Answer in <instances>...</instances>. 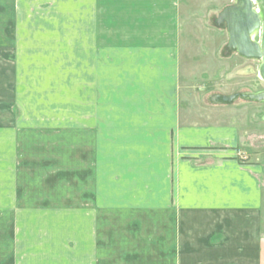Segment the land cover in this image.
<instances>
[{
	"label": "crops",
	"instance_id": "1",
	"mask_svg": "<svg viewBox=\"0 0 264 264\" xmlns=\"http://www.w3.org/2000/svg\"><path fill=\"white\" fill-rule=\"evenodd\" d=\"M178 2L0 0V57L53 59L51 68L64 64L68 73L70 59L77 58L72 72L83 74L65 86L62 76L45 80L44 91L68 90V98L57 94L55 102L46 101L53 108L41 117L47 124L35 125L42 131L31 130L38 117H16L21 129L14 134L13 159L0 164L13 173L10 189L0 179L5 184L0 264L97 262L94 238L78 236L95 227L74 222L81 227L72 232L76 241L70 220L100 217L102 199L71 193L69 166L81 163L82 153L100 154L101 137L82 130L71 137L69 122L79 121L70 107L95 105L79 88L96 94L95 59L108 56L113 57V264H264L261 167L243 163L235 126L177 124ZM150 122L158 130H150ZM50 165L54 176H43L39 170ZM79 184L98 186L101 178L83 176ZM46 186L52 187L48 193ZM70 242L81 251L78 257L71 256Z\"/></svg>",
	"mask_w": 264,
	"mask_h": 264
},
{
	"label": "rangeland",
	"instance_id": "2",
	"mask_svg": "<svg viewBox=\"0 0 264 264\" xmlns=\"http://www.w3.org/2000/svg\"><path fill=\"white\" fill-rule=\"evenodd\" d=\"M234 1L179 0L178 2L180 98L176 100L179 116L177 124L181 128L225 124L235 126L242 140V150L239 151H242L240 156L245 158L243 163H254L261 167L259 179L264 234V103L249 102L240 98L229 105L212 101L215 95L264 91V81L259 76L260 61L246 62L236 52H229L225 26L217 27L215 24L220 11ZM50 61L53 59L28 60L0 57V164H7L13 159L14 134L21 129H16L18 127L15 126L18 125L17 116L38 117L37 123L32 119L31 130L40 132L43 129H35V125L39 127L47 124L41 121V117L50 114L53 108L52 105H47L46 101L48 104L55 102L57 98L53 97L57 94L58 97L66 95L68 98V90H56L53 95L44 91L45 80L62 76V85L65 86L77 78H83V74L72 72L79 62L77 58L70 59V73H68L69 68L66 67L67 65L64 67V64H52L51 68ZM95 65L98 72L95 85H100L99 89H96V94L95 91L84 88H79L78 92L86 98L87 103L92 100L95 105L81 104L76 109L70 107L71 112L78 115L79 121L77 124L69 122L71 126L69 133L71 137H78L74 131L82 130L94 133L96 137L100 136L101 153L98 155L82 153L81 163L70 164L71 183L75 181L74 186L70 184V192L96 194L102 199V212L100 217L71 218L70 235L71 239L76 241L78 236H86V239L94 238L95 247L99 248L98 254L95 253L96 258L99 257L95 264L100 263V258L103 264H109V259L112 258L113 264V57L95 59ZM53 68L56 74L51 73ZM94 117L96 118L93 119ZM163 124L165 129L170 128L168 122ZM155 125L150 122L148 126L152 131L158 130L157 123ZM77 161H80V158ZM31 163L30 167H33L35 163L33 161ZM27 165L25 164L24 168H28ZM57 165L60 166V163ZM3 166H0V179H4L7 184L13 173L7 165ZM39 171H44L45 177H53L54 165L44 166V169ZM15 174H18V169ZM83 176L101 178V185H86V188L84 185H77V181L83 179ZM1 184L5 187L4 183ZM51 188L46 186V192L48 193ZM6 189H10L8 184ZM35 189L42 190L40 186H35ZM76 221L86 227L94 226L95 230H92V234L80 232L78 233L80 235L74 234L73 230L81 229L73 224ZM4 236L0 234V241L4 240ZM73 249L71 244V256L74 253L73 256L78 257L81 251L78 249L73 251Z\"/></svg>",
	"mask_w": 264,
	"mask_h": 264
},
{
	"label": "water",
	"instance_id": "3",
	"mask_svg": "<svg viewBox=\"0 0 264 264\" xmlns=\"http://www.w3.org/2000/svg\"><path fill=\"white\" fill-rule=\"evenodd\" d=\"M254 1L259 10L258 13L253 10L251 0H235L233 4L220 11L215 24L217 27L225 26L229 52H236L247 60L260 61L259 76L264 81V0ZM259 29L261 30L260 39L256 41L253 37ZM239 98L249 102L264 103V91L215 95L212 101L229 105Z\"/></svg>",
	"mask_w": 264,
	"mask_h": 264
},
{
	"label": "built area",
	"instance_id": "4",
	"mask_svg": "<svg viewBox=\"0 0 264 264\" xmlns=\"http://www.w3.org/2000/svg\"><path fill=\"white\" fill-rule=\"evenodd\" d=\"M253 3H254V2H253ZM254 11H255V12H258V9H257L256 7H254ZM259 34H260V33H258V35H259ZM239 156H240V155H239ZM241 158H242V160L245 159L243 156H241Z\"/></svg>",
	"mask_w": 264,
	"mask_h": 264
}]
</instances>
